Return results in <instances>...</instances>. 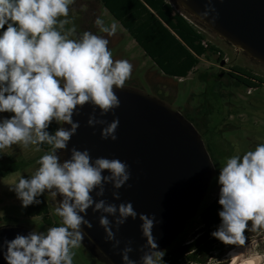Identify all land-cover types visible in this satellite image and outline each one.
I'll return each instance as SVG.
<instances>
[{
    "label": "clouds",
    "instance_id": "obj_1",
    "mask_svg": "<svg viewBox=\"0 0 264 264\" xmlns=\"http://www.w3.org/2000/svg\"><path fill=\"white\" fill-rule=\"evenodd\" d=\"M74 0H0V152L14 145L22 149L32 146L35 152L41 145L51 146V151L37 160L38 168L25 179H19L10 187L27 209L39 204L38 197L49 191L53 200L63 199L54 209L59 218L58 226L46 231H32L29 235H17L13 240H4L0 252L6 264H74L75 250L84 239L82 225L91 227L82 213L94 211L116 217L117 225L133 220L137 212L131 202L117 208L103 200L95 202L91 193L111 183L117 190L113 193L120 199L119 190L131 179L127 162L117 158L92 159L88 150L71 151V158L60 162L56 150L67 148L70 138L80 125L73 122L76 110L90 105L101 117L112 114L109 123L105 119L89 117L88 127L100 125L101 138L117 141L120 120L115 112L120 100L115 94L130 78L133 66L126 59H113L109 39L117 33L115 22L106 25L102 18L95 20L100 33L77 28L70 18V6ZM218 18L212 0H207L201 18ZM69 25H71L69 27ZM64 123L70 129L59 128L54 135L47 129L51 123ZM108 173V175H104ZM218 215L221 223L212 238L235 249L251 239L264 237V142L243 154L236 152L227 157L219 168ZM141 232L146 243L139 249L143 254L133 260L131 241L119 253L122 264H164L165 251L159 250L153 235L155 216L141 214ZM106 239L114 240L110 222L106 216L100 219ZM119 241L114 247H118ZM222 264H253L258 254L245 249V253L233 255Z\"/></svg>",
    "mask_w": 264,
    "mask_h": 264
},
{
    "label": "water",
    "instance_id": "obj_2",
    "mask_svg": "<svg viewBox=\"0 0 264 264\" xmlns=\"http://www.w3.org/2000/svg\"><path fill=\"white\" fill-rule=\"evenodd\" d=\"M178 12L198 27L209 29L232 46L252 63L264 67V0H212L218 18L213 22L201 18L207 0H172ZM115 94L120 100V108L115 115L120 120L117 141L101 138V128L88 127L89 117L105 119L109 123L112 114L101 117L93 112L90 105L78 108L73 122L78 128L66 149L56 150L60 162L71 158L73 148L88 150L92 159L99 157L117 158L127 162L131 170L128 185L119 190L120 199L113 193L117 190L111 183L103 185L91 193L95 202L119 207L131 202L137 217H131L117 225L116 217L92 208L81 215L91 224L81 226L85 234L81 247L100 264H122L120 252L131 241L133 260L138 261L143 254L139 249L146 243L142 236L139 219L141 214L155 216L153 235L159 250L166 251L183 234L188 224L195 219L210 190L215 167L212 157L196 127L178 110L171 108L158 98L139 90L123 87ZM70 129V125L59 123V128ZM108 175V173H104ZM63 199L57 195L59 205ZM102 216L110 222L114 240L106 239L105 229L100 224ZM32 230L21 225H1L0 245L5 239L11 241L17 235L27 236ZM119 241L118 247H114ZM0 264H6L0 252Z\"/></svg>",
    "mask_w": 264,
    "mask_h": 264
},
{
    "label": "rangeland",
    "instance_id": "obj_3",
    "mask_svg": "<svg viewBox=\"0 0 264 264\" xmlns=\"http://www.w3.org/2000/svg\"><path fill=\"white\" fill-rule=\"evenodd\" d=\"M167 1L177 11L179 10L172 0ZM103 14L107 18L104 17L105 15L102 16L100 5L92 0H74L70 6V18L77 28V35L83 31H91L106 36L95 26L94 22L97 18H102L106 25H110V21L117 24L119 28L117 27L116 35L106 38L109 39L108 47L113 53V59H126L133 66L132 74L124 87L152 95L180 111L198 130L210 150L214 163V178L200 212L188 224L183 234L165 251L169 253L173 248L190 242L201 229L200 213L219 194L217 183L219 168L225 159L233 155L237 148L243 154L254 149L258 143L264 142V85H261L262 82H257L258 87L250 88L230 77L235 74L233 68L240 67L264 79V67L252 63L209 29L199 27L206 35L207 42L216 46L219 52L211 56L210 60L201 58L199 66L186 79L169 78L161 73L129 34H121V26L106 10H103ZM218 58L222 60L218 61ZM216 75H220L219 82L216 80ZM5 115L7 113L0 114V118ZM48 152L50 151L35 152L32 146L22 149L17 145L0 152L1 166L21 167L18 172L6 178L0 177V226L21 225L37 232L58 226L59 218L54 215V209L58 205L49 191H45L44 196L50 207L47 218L52 221V226L47 225L42 217H27L26 209L21 207L15 193L10 190L20 176L25 179L30 178L38 168L37 160ZM6 218L15 219L17 223H7ZM247 235L250 237L249 242L239 248L242 253H245V249L251 248V251L259 256V259H256L257 264H264V237H256L253 240L252 234L246 233ZM227 258L228 254L218 257V253H214L207 264H222ZM244 259H247V253ZM74 264L100 263L80 246L75 250Z\"/></svg>",
    "mask_w": 264,
    "mask_h": 264
},
{
    "label": "trees",
    "instance_id": "obj_4",
    "mask_svg": "<svg viewBox=\"0 0 264 264\" xmlns=\"http://www.w3.org/2000/svg\"><path fill=\"white\" fill-rule=\"evenodd\" d=\"M104 8L121 23L122 27L151 59L163 75L173 79H186L195 70L201 58L211 59L219 49L207 42L206 35L200 28L178 12L167 0H101ZM222 58H218L221 61ZM235 74L230 75L238 83L250 88L264 85V79L252 72L235 67ZM220 75H216L219 82ZM59 129V123L53 121L47 131L54 135ZM41 150L51 151V146L41 145ZM207 147V146H206ZM209 153L210 150L207 147ZM0 177L6 178L20 170V166L5 168L1 166ZM39 204H33L26 209L30 218L42 217L44 222L52 226L47 217L49 204L43 194L38 197ZM217 197L200 213L201 229L187 243L173 248L164 257V264H207L214 253L224 257L234 246H226L212 238L221 223ZM7 223L17 220L5 219Z\"/></svg>",
    "mask_w": 264,
    "mask_h": 264
},
{
    "label": "crops",
    "instance_id": "obj_5",
    "mask_svg": "<svg viewBox=\"0 0 264 264\" xmlns=\"http://www.w3.org/2000/svg\"><path fill=\"white\" fill-rule=\"evenodd\" d=\"M92 1H94V2H97L99 5H100V7H101V12H102V16H104L105 14H103V10H106L108 13H109V11L106 9V8H104L103 7V5H102V3H101V0H92ZM103 9V10H102ZM110 14V13H109ZM111 15V14H110ZM112 16V15H111ZM104 17H106L107 18V16L105 15ZM113 17V16H112ZM114 18V17H113ZM114 20L116 21V22H118V24L121 26L120 27V29L122 30H120L122 33L121 34H124V33H126V34H128L127 33V31L122 27V25H121V23L119 22V21H117L115 18H114ZM112 22L110 21V24H111ZM118 27V26H117ZM119 28V27H118ZM7 116H9L8 114L7 115H5V117H7Z\"/></svg>",
    "mask_w": 264,
    "mask_h": 264
},
{
    "label": "bare ground",
    "instance_id": "obj_6",
    "mask_svg": "<svg viewBox=\"0 0 264 264\" xmlns=\"http://www.w3.org/2000/svg\"><path fill=\"white\" fill-rule=\"evenodd\" d=\"M233 251H235V252L233 253V255H237V254H239V253H242V250H241L240 248H237V249L234 248V249H232L229 253H231V252H233ZM229 253H228V256H229ZM245 261H247V259H245ZM237 264H239V261L237 262ZM253 264H257L256 260H254Z\"/></svg>",
    "mask_w": 264,
    "mask_h": 264
},
{
    "label": "flooded vegetation",
    "instance_id": "obj_7",
    "mask_svg": "<svg viewBox=\"0 0 264 264\" xmlns=\"http://www.w3.org/2000/svg\"><path fill=\"white\" fill-rule=\"evenodd\" d=\"M234 69V68H233Z\"/></svg>",
    "mask_w": 264,
    "mask_h": 264
}]
</instances>
